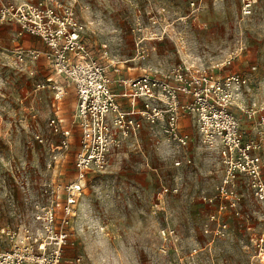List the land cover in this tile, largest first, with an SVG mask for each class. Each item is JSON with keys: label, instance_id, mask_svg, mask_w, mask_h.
Wrapping results in <instances>:
<instances>
[{"label": "rangeland", "instance_id": "1", "mask_svg": "<svg viewBox=\"0 0 264 264\" xmlns=\"http://www.w3.org/2000/svg\"><path fill=\"white\" fill-rule=\"evenodd\" d=\"M16 1L71 7L84 50L109 67L119 64L124 75L180 65L236 72L246 80V102L264 114V0H252L248 14L243 0ZM48 64L0 63V240L2 228L33 223L49 188L63 198L75 178V90ZM47 76L61 87L58 99L50 87L26 95ZM236 114L246 136L252 121ZM181 126L190 138L185 148L143 122L104 168L87 173L67 244L83 264H264V201L240 177L236 207L219 211V152L202 143L191 120Z\"/></svg>", "mask_w": 264, "mask_h": 264}, {"label": "built area", "instance_id": "2", "mask_svg": "<svg viewBox=\"0 0 264 264\" xmlns=\"http://www.w3.org/2000/svg\"><path fill=\"white\" fill-rule=\"evenodd\" d=\"M252 3L243 0V13H250ZM0 22H15L18 35L25 32L36 35L47 46L44 54L50 67L62 74L75 90L79 129L73 161L75 178L65 186L64 197L60 198L54 187L49 188L48 201L35 205L32 224L1 229L0 264H59L70 239V226L87 173L104 168L127 138L139 133L143 122L154 126L170 144L185 148L190 138L182 132L179 119L188 116L202 143L217 148L224 164L217 185L219 211L227 206L236 207L235 187L240 177L246 179L256 199L264 201L260 153L264 138L263 107L246 102V80L238 73L220 76L202 68L180 65L160 72L148 67L141 74L126 78L120 76V68L114 63L112 71L116 78L113 79L107 65L84 50L82 26L71 7L45 1H7L0 5ZM41 54V50L19 44L11 52L17 64L29 58L36 62ZM113 82L120 87L119 91L113 88ZM44 87L55 90V99L60 97L61 89L50 77L36 82L33 89ZM236 112L251 119L252 133L242 134ZM49 125L58 129L54 118L49 120ZM63 133L68 135L69 130ZM179 163L180 160L175 161L176 165ZM222 199L226 203L222 204ZM220 232L219 228L217 233ZM3 241L6 247L2 246ZM80 261L76 256L75 262Z\"/></svg>", "mask_w": 264, "mask_h": 264}, {"label": "crops", "instance_id": "3", "mask_svg": "<svg viewBox=\"0 0 264 264\" xmlns=\"http://www.w3.org/2000/svg\"><path fill=\"white\" fill-rule=\"evenodd\" d=\"M13 1H16V0H13ZM17 31H18V25L15 22H0V63L13 61L11 52H12V49L17 44H19V45H21L27 49L41 50L42 54L37 59V61L39 62V65H41V62L44 64L49 63L46 60V57L44 54L46 52V50H48V48H47V46H45L43 44L42 40L38 36L27 33V32L23 33L22 35H18ZM41 59H43V61H41ZM27 61L34 63L33 59H31V58H29ZM48 65H50V64H48ZM117 66L120 68V76L126 77V78L135 77V76L141 74L144 70V68H143L139 74L134 75V76H128V75L121 74V66L119 64H117ZM107 69H108V74L111 76V78H113V79L116 78V75L112 71V65H110V67L107 66ZM39 72L43 73L44 70L41 69V67H40ZM47 77H50L52 79L51 76H47ZM52 80H53L54 84L56 85V80H54V79H52ZM56 86L59 87L58 85H56ZM112 86L115 90H117V91L120 90V87L115 82H113ZM59 88L61 89V87H59ZM36 91L37 90H35L33 88L28 89L26 95H35ZM52 91L54 92V95H55V90L53 89ZM54 95H53V99H55ZM123 103H124L123 105H126L125 101ZM52 105H54V103H52ZM185 118L191 120L188 116H184V115L181 116L179 119V124H180L181 130H182L181 122H182V120H185ZM191 122H192V120H191ZM252 126H253V123L250 124L248 133H252L251 132L252 130L250 129V128H252ZM182 132H184V131L182 130ZM75 258H76V256L74 255V252H73V249L71 248V246L66 245L63 248L62 260L60 261L59 264H83L82 261H80L79 263H76Z\"/></svg>", "mask_w": 264, "mask_h": 264}]
</instances>
